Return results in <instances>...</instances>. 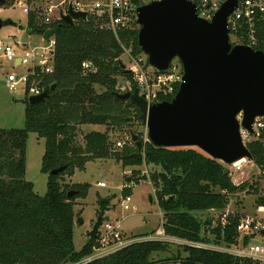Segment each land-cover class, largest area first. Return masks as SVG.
Returning <instances> with one entry per match:
<instances>
[{
    "label": "trees",
    "instance_id": "1",
    "mask_svg": "<svg viewBox=\"0 0 264 264\" xmlns=\"http://www.w3.org/2000/svg\"><path fill=\"white\" fill-rule=\"evenodd\" d=\"M28 14L30 34L43 36L48 29L58 27L54 35V71L39 77L41 87L49 90L45 101L31 104L26 96L25 128H0V264L78 263L94 252L95 238L89 239L80 251L75 249L73 238L74 199L86 196L90 184L77 185V193L69 197V187L61 178L75 169L84 170L89 161L97 159H116L124 167L146 164L160 169L151 174L150 180L167 236L232 244L238 236L239 213L229 216L225 227L220 223L213 227L211 220L199 217L211 209H226L232 195L250 186L235 184L220 160L196 147L157 146L146 136L140 138L143 149L119 151L112 146L109 132L98 129L87 132L83 144L77 141L79 126L84 124L124 126L141 121L139 108L117 95L118 75L131 78L121 56L128 49L134 57L143 54L137 21L131 28L115 33L102 29L96 16L90 14L75 24L62 19L45 23L36 13ZM85 61L91 62L95 71H84ZM53 85L55 89L51 90ZM30 132L45 140L41 169L48 177L45 195H39L34 184L25 179ZM249 149L264 171V144L253 141ZM62 166L67 168L60 174L51 173ZM99 204V212L105 214L108 203ZM257 205H264V197L257 199ZM171 244L136 240L85 264H259L191 245H183L185 256L179 252L177 256H160Z\"/></svg>",
    "mask_w": 264,
    "mask_h": 264
},
{
    "label": "water",
    "instance_id": "2",
    "mask_svg": "<svg viewBox=\"0 0 264 264\" xmlns=\"http://www.w3.org/2000/svg\"><path fill=\"white\" fill-rule=\"evenodd\" d=\"M7 1L0 0V7ZM237 4L238 0H226L211 20L198 15L192 0H158L137 8L138 42L149 64L165 71L178 58L184 69L183 81L172 100L149 105L137 90L117 92L118 97L131 100L139 108L148 139L155 145L196 147L226 164L253 160L240 128L252 131L255 118L264 115V51L230 41L228 18ZM88 15L73 4L60 13L68 24L86 20ZM16 25L11 18L0 17V30ZM57 28L48 29L44 39L54 36ZM54 89L55 85L51 90ZM48 96L49 90H44L31 96L29 103H41ZM241 112L240 123L237 115ZM131 139L138 149H143L144 142L138 134L131 131ZM66 168L62 166L51 173L58 175ZM144 179V175L138 177ZM126 181H132V177ZM76 193L69 191L68 196ZM109 201L110 198L101 199L103 203ZM103 221L104 214L100 212L90 238L97 237ZM79 222L83 223V219L79 218Z\"/></svg>",
    "mask_w": 264,
    "mask_h": 264
},
{
    "label": "rangeland",
    "instance_id": "3",
    "mask_svg": "<svg viewBox=\"0 0 264 264\" xmlns=\"http://www.w3.org/2000/svg\"><path fill=\"white\" fill-rule=\"evenodd\" d=\"M77 1L93 7L96 2L107 0H8L5 5L0 7V17L2 19L11 18L17 25L3 27L0 30V40L4 42L19 40L21 43H28L29 46L43 43L41 35L29 33L27 29L29 14L24 11L22 4L26 5L30 12L36 13L39 20H44L49 15L57 18L61 12L67 11L71 3ZM52 5L55 6L53 13L48 14L47 9ZM130 50H125V53L121 56L126 67L132 64ZM11 70H13L12 64L3 59L0 52V128L23 129L25 128L26 117V94L21 88L10 90L7 86L6 75ZM23 70L25 69L23 68ZM128 79L121 75L117 77L118 84L124 83ZM97 129L108 131L114 144L112 146L119 151L137 149L132 142L131 131L138 134L140 138L147 135V127L140 120L124 126L88 123L79 126L78 143L83 144V136L87 132ZM121 140L125 141V146L117 147L116 143ZM44 152L45 140L36 133L30 132L26 145L25 179L34 184V190L39 195L47 193L48 177L41 170ZM252 166L249 163L240 173L232 177L235 184L247 183L250 186L243 192L232 195L226 208L239 213V215L258 213V215L264 216V205H257V199L264 197V175H259L256 168ZM159 170L158 167L152 165L124 167L122 162L116 161V159H97L89 161L84 170L75 169L73 174L65 173L61 180L65 185H68L69 191L75 190L77 185L90 184L86 196L83 195L74 199L76 215L73 238L75 249L80 251L91 239L89 232L97 221L100 213L99 201L102 198H110L104 219L120 220L121 228L129 239H142V237L153 234L161 227L164 221L163 212L159 207L155 188L150 180L151 174ZM137 174L146 176V179L137 180L135 178L138 176ZM128 177L134 179L127 182ZM101 183L105 186H101ZM123 199L124 203H122ZM125 205L129 206L128 210L125 209ZM219 215L220 213L216 212H204L199 217L205 221L211 220L212 226L215 227ZM79 218L83 219V223L79 222ZM209 235H211V231ZM124 239H122V242H126ZM113 246H108L105 250H102L110 252L111 250L108 249ZM178 252L182 256L186 254L182 244L172 242L169 250L160 253V256H177ZM93 253L95 254L97 251Z\"/></svg>",
    "mask_w": 264,
    "mask_h": 264
},
{
    "label": "built area",
    "instance_id": "4",
    "mask_svg": "<svg viewBox=\"0 0 264 264\" xmlns=\"http://www.w3.org/2000/svg\"><path fill=\"white\" fill-rule=\"evenodd\" d=\"M153 1L158 0H107L105 2H96L93 7L80 2L71 4L77 10H84L90 15L96 16L102 29L117 33L122 29L131 28L134 22L137 21V8ZM192 1L197 6L198 15L201 18L211 20L226 0ZM22 5L24 11L29 13V8L24 4ZM54 7L53 5L49 6L47 9L48 14L53 13ZM57 19H61L60 14L57 18L49 15L44 18V22L51 23ZM228 28L230 41L233 45L242 44L255 50L264 51V0H238L237 6L228 18ZM42 41L43 43L39 45L29 46L28 43H21L19 40L14 42L0 40V52L3 59L11 63L13 67V70L6 75L7 86L10 90L23 89L28 99L44 91L40 85V75L50 74L54 71L55 36L45 40L43 35ZM129 53L131 54V50ZM131 56L132 64L126 68L130 72L131 78L117 85L118 93H133L137 90L139 95L143 96L149 105L175 97L184 75L183 64L180 59L175 58L167 70L161 71L147 64L148 56L146 54L143 53L137 57L131 54ZM82 67L86 72L95 71L94 65L88 61L83 62ZM237 119L240 123L243 121V112L237 115ZM240 134L244 145L248 148L253 141H259L264 144V115L255 118L252 124V131L241 126ZM147 137L146 135V139ZM116 146L124 147L125 141H118ZM222 163L229 170L231 177L240 173L249 163L256 168L259 175H264V171L256 164L254 159L245 158L233 164ZM100 185L105 186L103 183ZM122 203H124V199ZM125 209L128 210L129 206L125 205ZM208 212L220 213L218 223L223 227L226 226L229 216L235 214V211L227 208L224 210L211 209ZM236 231L238 236L232 244H215L203 241L191 242L167 236L162 224L153 234L142 237V239L133 240L126 237V233L121 228L120 220L104 219L95 238L94 251H97V253H92L80 262L72 264L91 262L136 240H157L191 245L201 249L228 253L264 264V216L258 215V213L241 214ZM122 239L126 240V242H122ZM111 245H114L108 249L111 251H106V253L104 250Z\"/></svg>",
    "mask_w": 264,
    "mask_h": 264
},
{
    "label": "crops",
    "instance_id": "5",
    "mask_svg": "<svg viewBox=\"0 0 264 264\" xmlns=\"http://www.w3.org/2000/svg\"><path fill=\"white\" fill-rule=\"evenodd\" d=\"M78 2V1H77Z\"/></svg>",
    "mask_w": 264,
    "mask_h": 264
}]
</instances>
